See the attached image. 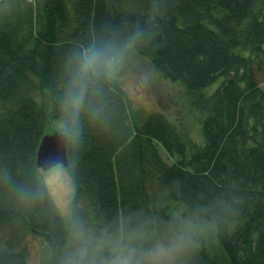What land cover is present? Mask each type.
<instances>
[{
    "label": "trees",
    "instance_id": "1",
    "mask_svg": "<svg viewBox=\"0 0 264 264\" xmlns=\"http://www.w3.org/2000/svg\"><path fill=\"white\" fill-rule=\"evenodd\" d=\"M93 46L184 87L203 142L134 109L118 74L101 80L68 139L64 216L37 152ZM263 81L264 0H0V264H30L27 233L46 264L101 242L108 258L134 234L144 250L183 238L174 264H264Z\"/></svg>",
    "mask_w": 264,
    "mask_h": 264
},
{
    "label": "rangeland",
    "instance_id": "2",
    "mask_svg": "<svg viewBox=\"0 0 264 264\" xmlns=\"http://www.w3.org/2000/svg\"><path fill=\"white\" fill-rule=\"evenodd\" d=\"M116 74L122 80L126 96L134 109L141 110L144 114L160 110L177 126L183 140L191 138L199 144L203 142L195 121L194 109L191 107V96L184 87L162 80L148 62L134 56L124 58ZM217 85L211 86L208 92H212ZM261 86L264 89V81ZM59 128L60 125L55 124L47 133L61 132L57 130ZM163 156L167 158L164 153ZM42 175L61 214L68 216L73 194L68 170L63 165H58L43 171ZM24 244L30 264H46L47 246L42 238L27 233Z\"/></svg>",
    "mask_w": 264,
    "mask_h": 264
},
{
    "label": "clouds",
    "instance_id": "3",
    "mask_svg": "<svg viewBox=\"0 0 264 264\" xmlns=\"http://www.w3.org/2000/svg\"><path fill=\"white\" fill-rule=\"evenodd\" d=\"M134 40L136 37L133 38ZM123 52L106 47H91L82 55L72 79L68 83L63 107L66 121L60 125L63 135L76 145L80 140V116L85 108L90 93L99 95L101 80H112L123 64ZM137 235H130L127 243L123 240L108 242L111 255L102 257L104 243L90 248L87 244L72 252L66 264H174L175 255L180 253L186 243L183 238L168 244L156 242L150 249L136 246Z\"/></svg>",
    "mask_w": 264,
    "mask_h": 264
},
{
    "label": "water",
    "instance_id": "4",
    "mask_svg": "<svg viewBox=\"0 0 264 264\" xmlns=\"http://www.w3.org/2000/svg\"><path fill=\"white\" fill-rule=\"evenodd\" d=\"M58 165H69L68 138L59 131L45 135L37 152V166L44 172Z\"/></svg>",
    "mask_w": 264,
    "mask_h": 264
}]
</instances>
